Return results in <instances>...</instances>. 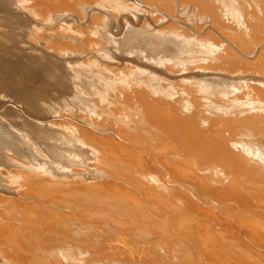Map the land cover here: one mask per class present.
Here are the masks:
<instances>
[{"label":"bare ground","instance_id":"bare-ground-1","mask_svg":"<svg viewBox=\"0 0 264 264\" xmlns=\"http://www.w3.org/2000/svg\"><path fill=\"white\" fill-rule=\"evenodd\" d=\"M0 5V264H264V0Z\"/></svg>","mask_w":264,"mask_h":264},{"label":"rangeland","instance_id":"rangeland-1","mask_svg":"<svg viewBox=\"0 0 264 264\" xmlns=\"http://www.w3.org/2000/svg\"><path fill=\"white\" fill-rule=\"evenodd\" d=\"M3 6V5H2ZM0 8H1V5H0ZM3 8H1V10H2ZM4 10V9H3ZM1 12V11H0ZM5 12V11H4ZM128 13V12H127ZM14 14H16V16L18 15V13L16 12V11H13L12 12V15H14ZM19 15H21V14H19ZM18 15V16H19ZM6 16H9L8 14L6 15ZM15 16V15H14ZM18 16H17V18H18ZM22 16V15H21ZM20 16V17H21ZM19 17V18H20ZM9 18H11V17H9ZM16 18V17H15ZM18 18V19H19ZM22 18V17H21ZM3 19H5V17L3 18ZM0 29H2L3 30V28L2 27H0ZM2 30H0V31H2ZM17 30H18V28H17ZM32 45H28V47L27 48H25V53L23 52V54H21V53H16V54H14V56L13 55H7V54H1L0 53V101H2V102H0V104H3L4 105V107L6 106V108L9 106H15V107H17L19 110H23V111H27L28 109H26L25 110V108H26V106L25 107H23V102H21L22 101V98H23V95L21 94L24 90H28V92H30V93H34V94H37V93H40V92H47L48 90V88L46 87L47 86V80L48 79H46V77H44V76H42L41 78H40V74H39V72L40 71H38L39 69L38 68H36V67H34V68H32L33 66H32V64L34 63L35 64V62H37L36 61V59L33 57V55H32V53L30 54V52L29 51H31L32 50V47H31ZM13 48H16L15 47V45H14V47ZM29 48H30V50H29ZM29 51H28V50ZM28 52V54H26ZM20 54V55H19ZM2 55V56H1ZM24 57H23V56ZM26 55H27V57H26ZM31 55V56H30ZM12 56V57H11ZM17 56V57H16ZM4 57V58H3ZM14 57V58H13ZM22 57V58H21ZM31 57H32V59H31ZM25 59V61H24V59ZM29 60V61H26L27 59ZM20 59V60H19ZM33 59H34V62H33ZM16 60H19V61H16ZM22 60V61H21ZM32 62H31V61ZM21 62V63H20ZM23 62L25 63L24 65H23ZM17 64H21L22 66H19V65H17ZM19 66V67H18ZM25 66V67H24ZM24 67V68H23ZM28 67V68H27ZM23 68V69H22ZM25 68H27V70L25 71ZM30 68V69H29ZM6 69V70H5ZM36 70V71H34V74H33V70ZM30 70V71H29ZM32 70V71H31ZM31 72V73H30ZM26 74H27V76H26ZM29 74V75H28ZM35 74H38V75H40V76H38V78H37V75H35ZM31 75V76H30ZM26 76V77H25ZM33 76V77H32ZM22 77V78H21ZM24 77V78H23ZM27 77H29V79H27ZM32 77V78H31ZM44 78H45V81L43 82V80H44ZM25 79V80H24ZM37 81H36V80ZM27 80V82H25ZM28 80H29V84H28ZM19 83H18V82ZM39 81V82H38ZM42 81V82H41ZM25 82V83H24ZM18 83V84H17ZM27 83V84H26ZM36 83V84H35ZM41 83H43V84H41ZM3 84V85H2ZM17 84V85H16ZM39 84V85H38ZM40 84H41V88L39 87L40 86ZM24 85V86H23ZM26 85V86H25ZM28 85V86H27ZM30 85V86H29ZM34 86V87H33ZM24 87H25V89H24ZM29 87V88H28ZM31 87V88H30ZM32 87H33V90H32V92H31V90L29 91V89H32ZM37 87V88H36ZM40 89H39V88ZM35 88H36V90H35ZM47 88V89H46ZM5 89V90H4ZM7 89V90H6ZM47 90V91H45V90ZM35 90V91H34ZM8 91V92H7ZM16 95H15V94ZM20 93V94H19ZM9 95V96H8ZM25 95V94H24ZM19 96V97H18ZM20 96H22V97H20ZM2 99V100H1ZM19 100V101H18ZM8 101V102H7ZM13 101V102H12ZM18 101V102H17ZM20 102V103H19ZM37 102L39 103V104H41V102H43L42 100H37ZM12 103V104H11ZM21 104V105H20ZM22 107V108H21Z\"/></svg>","mask_w":264,"mask_h":264}]
</instances>
